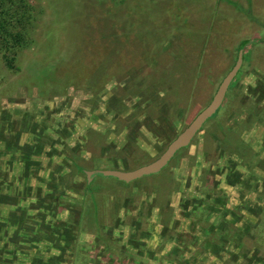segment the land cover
<instances>
[{
    "label": "rangeland",
    "instance_id": "374dc122",
    "mask_svg": "<svg viewBox=\"0 0 264 264\" xmlns=\"http://www.w3.org/2000/svg\"><path fill=\"white\" fill-rule=\"evenodd\" d=\"M0 2L24 31L6 54L12 65L0 55V264H28L40 251L53 260L46 238L55 228L71 243L81 238L78 210L91 233L100 228L98 242L114 241L98 251L120 262L264 264V0ZM221 38L231 42L222 57L205 52ZM243 40L240 72L217 115L167 167L130 183L87 181L86 171L156 160L210 103ZM149 51L157 72L140 65ZM140 69L132 88L128 72L136 78ZM158 72L170 87L161 90L167 136L143 123L158 104L137 96L142 83L158 84ZM87 250L74 257L87 262Z\"/></svg>",
    "mask_w": 264,
    "mask_h": 264
},
{
    "label": "trees",
    "instance_id": "16d2710c",
    "mask_svg": "<svg viewBox=\"0 0 264 264\" xmlns=\"http://www.w3.org/2000/svg\"><path fill=\"white\" fill-rule=\"evenodd\" d=\"M0 9H1V12H0V55H1L2 59L4 60V64L7 65V66H10V65H12V61H13L14 56L11 59H9V58H7L6 54L7 53L10 54L9 52L12 51V50L15 51V48L22 44L23 38H24V35H23L24 31H22V29L17 30L16 26L10 25V22L7 21V19L5 17V15L9 13L7 8H4L3 6H0ZM26 13H27L26 17L29 19L30 18L29 17L30 13L28 11ZM23 18L24 17L22 16L21 19H23ZM21 19L17 20V22H16L17 26L18 25L23 26V21L24 20H21ZM24 19H26V18H24ZM28 19H27L26 23H29ZM21 28H23V27H21ZM178 40H181V39H178ZM183 41H185V40H183ZM242 43H244L245 46L248 45L245 40H243ZM187 44L189 45V48H194V45L196 46V44H193L191 41H188ZM148 57H150V51L149 52H143V53H141V55H138V58H140L139 62L143 60L146 63V64H144V63L140 64V65H142L141 66L142 69H143V67L150 68L149 65L154 67V61H152ZM235 58H236V55H235ZM161 62H162V60L160 59L157 62V65H158L157 67H159V65L164 66L163 63L161 64ZM194 68H196V67H194ZM142 69H140L141 70L140 72H136V78H132L131 74H129V72H128V75L131 78V80H129V81H132V79H134V81H133V83H131L130 87L132 86V88H135L138 85V83L136 81L137 80L142 81V80H140V78L143 76ZM150 69H151L152 73L153 72H157V70H155L154 68H150ZM155 76H156V74H155ZM157 76H159V80H158L159 82L157 81L158 84L154 85V83H152V81H149L148 82L149 84L146 85V83H142L141 82L143 84L142 88H144L145 91L141 92L140 94H137V96L139 97V100L142 97L141 100H144V99H148L149 100V101L148 100H144L147 103L150 102V104H156V103L158 104L159 111L155 112L153 117L152 116H149L148 118L146 117V119H145V121H143V123L147 127L149 126L148 128H150V127H152L154 125L159 126L158 127L159 129L164 130V132H161L160 135L162 134L163 136H167L169 134L167 132L169 119H168V116L166 114V111L163 110V106H162L161 102L163 101V98H165L162 95V92H167L168 88L170 89V87H169V82L161 81L162 78L164 77V74H160L158 72ZM221 81H222V79H221ZM105 83H106V81L102 82L100 85L103 86ZM160 83H162V84L160 85ZM159 86H161L162 89H159ZM164 89L165 90L167 89V90L165 91ZM161 90H163V91L161 92ZM158 91L161 93L160 95L158 94ZM217 113H218V110L216 111V113L210 119L214 118L217 115ZM134 125H135V127L137 126L136 123H134ZM137 127H139V126H137ZM131 128L129 129L130 130L129 134L130 135L135 134L136 128L133 127L132 130H131ZM170 134H173V133H170ZM155 136L159 138V133L157 132L155 134ZM94 171H90L89 173L91 174ZM97 175L103 177L101 174H92V175H90L89 179H92L93 176H97ZM103 178H106V177H103ZM80 212L81 211L78 210L77 213H76L77 216H78L77 220L79 221V223H80L81 218H82V216L80 217V215H81ZM61 224H64V223H61ZM53 232L56 235L53 234ZM53 232H52V229H51V234L48 235L49 238H46V242L49 243L48 247H51V249L49 251L52 252V250H54L53 255L57 254L56 252L60 253L61 255L65 254V251L67 250L65 245L68 244V240L69 239H66L67 236L65 238V236L63 235L64 233H62V231L57 230V228L53 229ZM41 258L44 261V259H43L44 256H42ZM50 258H53V260H51V259L48 260L50 263L47 262V261L46 262L44 261L43 264H58L57 262H59V260L56 261L58 257L57 258L50 257Z\"/></svg>",
    "mask_w": 264,
    "mask_h": 264
},
{
    "label": "water",
    "instance_id": "95a60500",
    "mask_svg": "<svg viewBox=\"0 0 264 264\" xmlns=\"http://www.w3.org/2000/svg\"><path fill=\"white\" fill-rule=\"evenodd\" d=\"M242 51L237 55V60L231 70L225 75L219 83L210 103L197 114V116L185 127V129L172 140L165 151L150 164L141 166L132 171H117V170H97L92 174H101L106 178H114L124 183H130L145 176L156 175L168 166L174 156L182 149L187 148L193 138L202 129L204 124L216 113L221 107L225 95L231 83L239 73L242 65Z\"/></svg>",
    "mask_w": 264,
    "mask_h": 264
},
{
    "label": "crops",
    "instance_id": "0c3cea01",
    "mask_svg": "<svg viewBox=\"0 0 264 264\" xmlns=\"http://www.w3.org/2000/svg\"><path fill=\"white\" fill-rule=\"evenodd\" d=\"M223 14H225L224 12H223ZM233 36V35H232ZM223 37V36H222ZM233 38V37H232ZM213 39L214 38H212V37H210V43L211 42H216L217 40H215V41H213ZM246 41V40H245ZM243 41H240L239 43H237V45L232 49V50H234V54L236 55V57H237V55H238V53L240 52V51H244V49H245V47L247 46H245L244 45V43H242ZM209 43V44H210ZM220 43L222 44L221 46H212L211 48H208V44H205L204 46V50H205V52L207 51V50H209L210 51V49L212 50V51H214L215 52V55H216V57H218L217 56V54H220L221 56L220 57H222V55H223V53L226 51H228L230 48H231V42L229 41V40H225V39H222L221 38V41H220ZM248 44V43H247ZM197 46V45H196ZM196 46L194 45V48H196ZM214 47V48H213ZM240 48V49H239ZM238 49H239V51H238ZM201 50H202V48H201ZM214 57V55H212V53H206V57L207 58H209L210 59V57ZM206 57H205V59H206ZM236 62V61H235ZM226 69V68H225ZM222 71V70H221ZM230 71V67H229V69H228V72ZM95 171H97V170H95ZM104 171V170H103ZM117 171H119V170H117ZM86 174V177L88 176L89 178H90V173H89V171H86L85 172ZM88 180H90V179H87V181ZM93 180V179H92ZM173 183V182H172ZM174 190V187L173 188H171V190L169 191V193L171 192V191H173ZM167 194V193H166ZM168 195V194H167ZM161 208V207H160ZM81 213H82V211H81ZM117 215V214H116ZM87 221V220H86ZM85 221V219L84 218H82V221H80V222H82V230H81V238L83 239V243L81 242V238H78L77 239V241H74V243H71V240H68V244L67 245H65L66 246V254H70V257L72 256V258H71V262H73L74 264H140L139 262H136V260H134V259H129L127 256H125V258L123 259V260H121V262L119 261L120 259H115L114 257H112L111 255H108V252H100V251H98V248H105V247H108L109 248V246L111 247V246H113V244H114V241H108L107 243L105 242V241H101V243H100V240H99V242L97 241V239H96V232L97 231H100V228H98V229H92L93 231H95L96 230V232H94V233H91L90 232V230H91V228H90V226H92L91 224H90V222H86ZM84 222V223H83ZM86 224V225H85ZM80 239V240H79ZM130 243V241H128V245H130L129 244ZM41 247V246H40ZM122 250H123V248L124 247H120ZM85 249H88L87 250V254H88V256H91L92 258H89V260H87V262H85L83 259H81V258H79V256H81L80 255V252L78 253L79 254V256L78 257H74V254L75 253H77L78 252V250H80V251H85ZM90 249H92V250H90ZM125 249V248H124ZM57 254H55V255H53V257H55V258H57V257H61V254L60 253H58V252H56ZM51 255L50 256H52V254L53 253H50ZM42 256H44L42 253H41V251L39 252V258L38 259H35V261H30L28 264H43V260H42ZM49 257V256H48ZM82 257V256H81ZM135 258H136V255L134 256ZM129 259V260H128ZM49 262L48 260H45V262ZM60 263H63V261L61 260V261H59ZM27 263V262H26ZM50 263V262H49ZM146 264H148V263H146Z\"/></svg>",
    "mask_w": 264,
    "mask_h": 264
},
{
    "label": "flooded vegetation",
    "instance_id": "af4514ba",
    "mask_svg": "<svg viewBox=\"0 0 264 264\" xmlns=\"http://www.w3.org/2000/svg\"><path fill=\"white\" fill-rule=\"evenodd\" d=\"M225 97H226V95H225ZM224 99H225V98H224ZM201 130H202V129H201ZM201 130H200V131H201ZM200 131H199V132H200ZM199 132H198V133H199ZM178 135H179V134H178ZM176 137H177V136H176ZM176 137H175V138H176ZM195 137H196V136H195ZM195 137H194V138H195ZM175 138H174V139H175ZM194 138H193V140H194ZM193 140H192V141H193ZM192 141H191V142H192ZM190 144H191V143H190ZM188 147H189V146H188ZM188 147H187V148H188ZM185 149H186V148H185ZM182 150H184V149H182ZM180 151H181V150H180ZM180 151H179V152H180ZM179 152H178V153H179ZM178 153H177V154H178ZM170 162H171V161H170ZM168 165H169V164H168ZM226 182H227V181H226ZM227 184H229V182H228ZM229 185H230V184H229ZM234 185H236V183H235ZM200 198H201V197H200ZM201 199H202V198H201ZM202 204H203V201L201 200V205H202ZM240 208L243 209V206L240 205ZM212 211H215L214 208H213ZM215 213H216V211H215Z\"/></svg>",
    "mask_w": 264,
    "mask_h": 264
}]
</instances>
